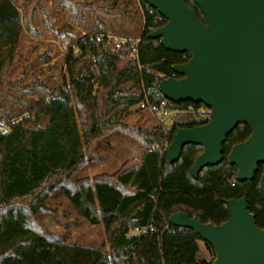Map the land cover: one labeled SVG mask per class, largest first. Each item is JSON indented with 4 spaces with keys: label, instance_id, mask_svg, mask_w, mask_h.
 Instances as JSON below:
<instances>
[{
    "label": "trees",
    "instance_id": "16d2710c",
    "mask_svg": "<svg viewBox=\"0 0 264 264\" xmlns=\"http://www.w3.org/2000/svg\"><path fill=\"white\" fill-rule=\"evenodd\" d=\"M137 1L143 17L140 34L125 36L140 38L136 56L127 44L114 49L112 43L96 41L92 34L75 39L71 29L58 31L68 51L66 76L61 82L66 90L40 81L31 87L36 98L12 95L8 103L6 99L15 88L8 80L9 72L21 36L25 30L39 35L30 24L33 13L39 11L48 31L53 28L43 0H26L20 6L17 0H0V121L25 114L8 133H0V264H163L160 234L171 225L170 214L184 211L201 222L217 225L228 218L225 200L243 196L256 225L264 228V196L258 187L264 163L258 164L253 179L237 181L236 166L227 161L231 146L249 135L246 124H238L229 133L222 160L204 167L197 178L191 176L190 168L202 147L185 145L173 163L167 160L166 147L179 127L208 120L196 115L205 105L169 101L173 108L189 107L196 118L174 121L167 128L148 130L123 124L132 113L130 107L145 99L149 103L165 100L157 89L160 75L178 76L172 65L190 56L188 52L167 51L158 39L148 38L147 34L166 20L162 17L161 23L153 26L160 14L145 1ZM185 1L203 19L194 2ZM58 3L75 17L91 9L95 17H114V24L122 13L119 0L111 6L78 0ZM72 41L77 55L70 48ZM117 129L144 147L141 158L126 161L111 174L74 178L86 164V152L93 141ZM58 189L90 224H102L107 246L66 242L44 227L37 215L50 211L46 201ZM147 224L154 229L132 231ZM204 246L211 258L204 261L200 255L198 260L210 264L214 251L210 244L204 242ZM172 264L197 262L176 258Z\"/></svg>",
    "mask_w": 264,
    "mask_h": 264
},
{
    "label": "water",
    "instance_id": "95a60500",
    "mask_svg": "<svg viewBox=\"0 0 264 264\" xmlns=\"http://www.w3.org/2000/svg\"><path fill=\"white\" fill-rule=\"evenodd\" d=\"M165 18L147 36L158 39L167 51L189 53L172 65L178 76L157 83L163 97L174 103H202L210 109L205 123L179 127L166 147L169 163L179 160L187 144L202 147L190 168L197 178L207 166L223 158V143L240 123L249 135L234 143L228 154L236 166L237 181L251 180L264 163V0H143ZM258 187L264 196V171ZM228 218L214 225L184 211L169 215L168 222L191 230L210 244V264H264V228L256 225L246 197L225 200Z\"/></svg>",
    "mask_w": 264,
    "mask_h": 264
},
{
    "label": "rangeland",
    "instance_id": "374dc122",
    "mask_svg": "<svg viewBox=\"0 0 264 264\" xmlns=\"http://www.w3.org/2000/svg\"><path fill=\"white\" fill-rule=\"evenodd\" d=\"M24 1L26 0H17V5L20 6ZM78 1L111 6L115 0ZM43 4L50 15L49 22L53 30L48 31L39 11L33 13L30 24L39 35L25 30L21 36L17 45L14 67L9 72L8 80L15 84V88L10 91V95L6 99L8 103L12 101V95L27 99L36 98V93L31 90V87L33 88V85L40 81L57 89L66 90L61 82L62 78L66 76L64 59L68 51L62 45L58 31L71 29L75 39L102 30H111L115 34L134 38L140 34L143 22L137 0H119L122 13L117 24L113 23L114 17H105L101 14H97L95 17L91 9L83 10L75 17L72 13L63 10L58 0H43ZM98 21L102 25L100 27L102 30L98 29ZM74 41L70 48L75 46ZM162 109H165L167 114L150 111L148 107L140 108L134 105L130 107L131 115L122 122L132 128L151 130L158 126L167 128L174 121L196 118L189 107L173 108V104L167 99H165ZM24 115L23 113L14 117L22 118ZM143 152L144 147L134 137L118 129L114 130L93 141L86 152V164L75 173L74 178H92L97 174H111L126 161L141 158ZM46 206L50 211L40 212L37 217L44 227L58 239L93 247L102 244L107 246L102 224L92 225L84 220L74 210L63 191L58 189L50 195ZM160 249L163 264H172L176 258L203 264L204 261L211 258L205 249L204 241L193 238L191 232L186 228L173 225L167 226L161 232ZM200 255L204 257V261L198 260Z\"/></svg>",
    "mask_w": 264,
    "mask_h": 264
},
{
    "label": "built area",
    "instance_id": "2783aa9c",
    "mask_svg": "<svg viewBox=\"0 0 264 264\" xmlns=\"http://www.w3.org/2000/svg\"><path fill=\"white\" fill-rule=\"evenodd\" d=\"M162 17L163 16L161 15L157 16L153 21V26H158L162 21ZM92 37H94L96 41L105 40L108 43H112L114 49L119 48L123 44H127L132 50L131 55L132 56L137 55V46H138V43L140 42L139 37L135 39H130L128 37L115 34L111 30H102L100 32L92 34ZM73 49H74V54H77L79 52L76 46H73ZM160 76L162 78L164 77L163 75H160ZM164 103H165V100H161L159 103H149V101L145 99L136 105L140 108L148 107L150 111L161 112L162 114H167V111L165 109H162ZM196 115L202 118H205V117L209 118L210 109L206 106L198 108L196 110ZM19 119H20L19 117H12L10 119H5V120L0 121V133H8L12 125L16 123ZM153 229H154V226L152 224H147L144 226H135L132 231L135 233H145V232L152 231Z\"/></svg>",
    "mask_w": 264,
    "mask_h": 264
},
{
    "label": "crops",
    "instance_id": "0c3cea01",
    "mask_svg": "<svg viewBox=\"0 0 264 264\" xmlns=\"http://www.w3.org/2000/svg\"><path fill=\"white\" fill-rule=\"evenodd\" d=\"M82 217V216H81ZM84 220H86L84 217H82Z\"/></svg>",
    "mask_w": 264,
    "mask_h": 264
}]
</instances>
